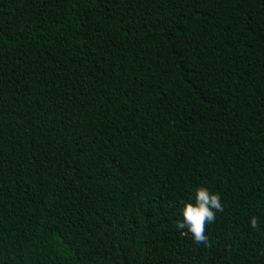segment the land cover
I'll list each match as a JSON object with an SVG mask.
<instances>
[{
    "label": "trees",
    "instance_id": "trees-1",
    "mask_svg": "<svg viewBox=\"0 0 264 264\" xmlns=\"http://www.w3.org/2000/svg\"><path fill=\"white\" fill-rule=\"evenodd\" d=\"M0 264H264V0H0Z\"/></svg>",
    "mask_w": 264,
    "mask_h": 264
},
{
    "label": "clouds",
    "instance_id": "clouds-1",
    "mask_svg": "<svg viewBox=\"0 0 264 264\" xmlns=\"http://www.w3.org/2000/svg\"><path fill=\"white\" fill-rule=\"evenodd\" d=\"M194 202L183 201L180 209L181 219L177 220L176 228L182 235H191L195 244L209 245L207 226L215 222L216 214L223 212L224 207L221 197L201 186L195 190ZM250 227L259 228V220L253 216L250 218Z\"/></svg>",
    "mask_w": 264,
    "mask_h": 264
}]
</instances>
